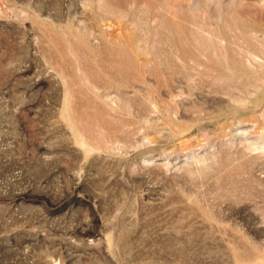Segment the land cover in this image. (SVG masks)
<instances>
[{"label": "rangeland", "instance_id": "obj_1", "mask_svg": "<svg viewBox=\"0 0 264 264\" xmlns=\"http://www.w3.org/2000/svg\"><path fill=\"white\" fill-rule=\"evenodd\" d=\"M0 264H264V0H0Z\"/></svg>", "mask_w": 264, "mask_h": 264}]
</instances>
